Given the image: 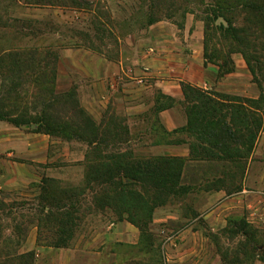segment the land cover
I'll use <instances>...</instances> for the list:
<instances>
[{
	"label": "rangeland",
	"instance_id": "1",
	"mask_svg": "<svg viewBox=\"0 0 264 264\" xmlns=\"http://www.w3.org/2000/svg\"><path fill=\"white\" fill-rule=\"evenodd\" d=\"M218 6L216 0H0V52H58L56 91L76 89L80 107L111 129L104 141H92L78 111L72 137L0 119V264H264V96L258 100L264 94V16L236 4L227 19L215 13ZM158 26L184 42L202 39L203 55L206 41L209 56L241 58L237 91L207 90L226 104L227 121L231 107L243 102L234 97L251 99L247 108L262 119L240 163L219 158L216 147L189 132L163 134L159 107L173 106L188 120L192 102L186 97L177 102L142 86L134 93H143L145 104L130 108V86L117 90L104 74L90 77L101 65L92 55L132 64L143 53L128 49L132 40ZM125 71L124 81L136 75L130 66ZM69 107L60 102L57 113L69 117L75 113ZM186 141L197 147L189 157L156 148ZM153 157L186 160L188 192L152 186L157 178L144 167ZM116 229L127 240L118 239ZM13 252L26 254L25 260Z\"/></svg>",
	"mask_w": 264,
	"mask_h": 264
},
{
	"label": "trees",
	"instance_id": "2",
	"mask_svg": "<svg viewBox=\"0 0 264 264\" xmlns=\"http://www.w3.org/2000/svg\"><path fill=\"white\" fill-rule=\"evenodd\" d=\"M216 1L219 5V10L215 9L214 11L218 15L225 17L231 15L236 4H238L246 11L250 9L255 17L262 18L264 16V0ZM246 2L249 3L246 4ZM210 20L211 18L208 21ZM153 22L154 19H151L150 23ZM229 25H231L230 20ZM233 37L237 41L245 40L239 35H234ZM90 47L94 49L93 46ZM106 56L111 59L110 56ZM204 57L206 61L216 63L219 66L220 76H224L235 69V63L231 56L225 55L224 59H221L222 54H219V57L217 55L209 56L206 51V41H204ZM58 59V52H55L50 47L21 48L11 52H0V119L8 120L17 126H29L37 132L72 137L74 135L71 132L72 127L76 125L74 116H76L78 111L84 118L83 128L88 130L89 135L94 136L92 141L97 139L104 141V136H107V133L111 131L108 128V122L103 120L102 123L98 124L91 114L82 106L80 107L76 89L65 93L56 91ZM182 89L186 102H189V104L192 102V110L188 115L187 124L173 131H167L164 128L163 134L178 131L189 132L198 140L207 142L211 146L210 148L216 147L220 152L219 158L233 159L238 163L243 161L245 154L251 150L259 131L263 127L262 119L257 118L254 112L246 106L252 100L249 98H243L242 100L237 97L229 98L243 101L241 104L238 103L231 107L234 112L231 113L229 122L225 119L228 113L225 114L222 111L223 105L226 104L216 100L207 90L185 82L182 83ZM263 96L264 94H261L258 100H261ZM162 97L172 99L164 94ZM222 98L225 99L223 95ZM32 99L37 103L35 106L30 105ZM60 102L69 103V108L75 113L69 117L58 114L57 105ZM193 102H197V106ZM164 107L168 106L162 105L159 108ZM236 117L237 120L235 119ZM237 122L240 125H237ZM33 124L35 125L34 127H32ZM113 126H116V124ZM100 134L102 136H99ZM230 142L237 144L236 147L231 148ZM196 148L195 145L191 144V155L197 152ZM146 162L148 164L144 168L147 169L148 173L143 172L154 177V179L157 178L155 182L151 181L153 182L152 186L157 189L177 193L182 190L188 192L191 188L188 183L182 181L183 170L187 165L186 160H182L180 157H153ZM151 162L153 163L149 164ZM135 178L138 179L137 177ZM238 190L239 188L236 187L227 193ZM245 233L247 232L245 231ZM4 249L1 248L2 253L8 256V251L4 252ZM14 255L22 261L26 257L24 253H15ZM7 256L4 261L9 259ZM262 259L264 260V258Z\"/></svg>",
	"mask_w": 264,
	"mask_h": 264
},
{
	"label": "crops",
	"instance_id": "3",
	"mask_svg": "<svg viewBox=\"0 0 264 264\" xmlns=\"http://www.w3.org/2000/svg\"><path fill=\"white\" fill-rule=\"evenodd\" d=\"M158 27L155 31L149 30L148 34H143L142 37L132 40V46L128 49L132 51L139 50L140 54L143 52L141 55H134L132 64L123 63V59L114 61L98 54L92 55V57L94 56L95 59L101 61V65L98 67L94 66L96 68L92 69L94 73L90 77L97 79L98 75L104 74L107 83L109 79H111L112 84L116 82L115 85H118L117 90H120V84L128 85L126 87L130 86L127 88L129 89L127 91H130L135 97V105H129L130 108H136L145 104L146 101H143L142 97L143 93H134L136 90L141 91L142 86L147 90L157 91L170 96L177 102L185 99L182 89L183 82L209 91L229 92L239 89L240 85L236 73L244 70L240 57L233 55L235 63L234 71L220 76L219 66L216 63L206 61L203 55L202 39L184 42L180 40L177 32L168 28L164 29L161 26ZM142 43H144V46ZM87 58L89 60L90 56ZM125 66L135 69L136 75L131 76V80L129 81L122 79V73H127ZM112 70L117 74L113 76ZM143 72L145 76L142 75ZM107 103L108 101L104 103L105 106H107ZM90 113L92 114L93 112ZM158 116L163 127L168 131L185 126L188 121L187 118L181 117L173 106L162 108ZM156 146H159L156 148L162 152L173 156L189 157L190 154V142L188 141ZM121 227L125 228L124 225ZM114 233L118 236V239L127 240L119 236L121 234L117 229Z\"/></svg>",
	"mask_w": 264,
	"mask_h": 264
}]
</instances>
